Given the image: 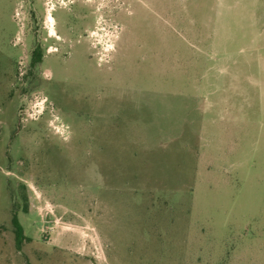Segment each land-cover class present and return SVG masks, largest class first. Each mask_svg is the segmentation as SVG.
I'll list each match as a JSON object with an SVG mask.
<instances>
[{
    "label": "rangeland",
    "instance_id": "374dc122",
    "mask_svg": "<svg viewBox=\"0 0 264 264\" xmlns=\"http://www.w3.org/2000/svg\"><path fill=\"white\" fill-rule=\"evenodd\" d=\"M0 264H264V0H0Z\"/></svg>",
    "mask_w": 264,
    "mask_h": 264
},
{
    "label": "flooded vegetation",
    "instance_id": "af4514ba",
    "mask_svg": "<svg viewBox=\"0 0 264 264\" xmlns=\"http://www.w3.org/2000/svg\"><path fill=\"white\" fill-rule=\"evenodd\" d=\"M77 7V6H75ZM74 7V9H75ZM70 14V13H69ZM71 15V14H70ZM77 17V16H76ZM54 24L52 25L54 30L57 29L58 31H56L53 35V37H51V35H49V38H52L51 40H49V38H45L46 41H53V42H58L60 39H63L62 37L66 38H70L72 35L69 34L67 35L64 30H63V24L60 20H58L57 18H54ZM72 20V17L70 18V21L67 24V28L70 31V22ZM62 34V35H61ZM41 35H37L35 33L32 34V39H33V44L31 46V50H30V56H29V66L30 69H34L36 71V69L38 68H44L45 71L41 72L39 75L34 73H31V80H36V81H45V83L48 84V89H53L54 88V84L56 82V74L54 72V67L52 65H48V57L53 55V54H60L62 55V58L65 59L66 57H69L71 54V51H67L65 49H56L55 51L47 48V46L45 48H43V45L40 43L42 39H40ZM76 36V35H75ZM74 37V36H73ZM75 38V37H74ZM63 39V40H65ZM65 42V41H64ZM47 67V68H45ZM46 70L50 73V76L45 75L46 74Z\"/></svg>",
    "mask_w": 264,
    "mask_h": 264
},
{
    "label": "trees",
    "instance_id": "16d2710c",
    "mask_svg": "<svg viewBox=\"0 0 264 264\" xmlns=\"http://www.w3.org/2000/svg\"><path fill=\"white\" fill-rule=\"evenodd\" d=\"M27 212V210H26ZM13 225L15 231V238H16V246L18 249L21 248L25 240H29L24 233V228L18 219V215L15 213L13 217Z\"/></svg>",
    "mask_w": 264,
    "mask_h": 264
}]
</instances>
